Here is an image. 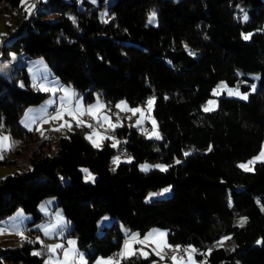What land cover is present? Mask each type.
Returning a JSON list of instances; mask_svg holds the SVG:
<instances>
[{"label":"trees","instance_id":"obj_1","mask_svg":"<svg viewBox=\"0 0 264 264\" xmlns=\"http://www.w3.org/2000/svg\"><path fill=\"white\" fill-rule=\"evenodd\" d=\"M18 1L0 0L17 16L2 56H41L83 103L97 93L110 108L119 98L137 105L153 93L160 138H145L144 127L131 124L116 147L108 138L95 147L84 135L89 127L77 124L56 140L42 136L20 172L0 178V220L17 208L31 215L24 227L28 238L0 245V264H43L45 253L32 233L44 219L37 205L48 196L56 197L65 232L88 264L117 253L121 227L142 234L151 226L165 229L167 243L197 249L193 254L204 255L206 264H264V160L251 171L236 164L264 140V0H46L52 10H75L80 1L74 23L46 21L44 12L26 16ZM151 9L155 25L145 23ZM59 31L65 38L55 44ZM237 71L258 74L247 98L221 94L215 108L201 110L213 85L219 79L234 83ZM46 95L29 83L25 62L11 79L0 75V131L29 133L19 116ZM45 140L52 152L43 151ZM123 146L131 160L113 165ZM142 161L163 163L165 170H140ZM81 166L95 174L93 182L83 181ZM163 186H169L168 195L143 201L148 190ZM103 214L113 219L96 234ZM133 252L120 264L159 259Z\"/></svg>","mask_w":264,"mask_h":264},{"label":"rangeland","instance_id":"obj_2","mask_svg":"<svg viewBox=\"0 0 264 264\" xmlns=\"http://www.w3.org/2000/svg\"><path fill=\"white\" fill-rule=\"evenodd\" d=\"M106 3H111L112 0H105ZM2 6V10L0 12V75L3 78L11 79L12 75L15 73L17 66L20 63L25 62L26 64V70L28 73L29 83L31 86H33L34 89L46 92L47 95L44 97L42 101L38 103V105L42 106L45 110L48 109L49 106L53 104V102L56 101V105L60 107L64 115L60 119L52 120L49 118L46 119H35L31 116H28V108H26L25 112L22 114L21 119L25 120V122H32L31 124L38 121V127L43 128L46 127L48 132H54L52 136L44 135L42 133V136H44L46 139L50 138L52 140H56L59 136L66 135L67 131L69 130L68 126L61 127L62 124H65L67 122L68 124L72 125L77 124L76 120L72 119L70 116L67 115V110L71 109L70 102L69 101H76L79 100L81 105L88 106V105H97V102L99 101L100 104H103L105 107L100 109H94V111L101 116V120L99 123L95 119H93L92 116H90V121H87L86 116H82L81 119H83L84 123L86 125H91L85 132V137H91L90 142L93 144L95 142L96 144L101 145V142L103 138L107 137L109 139V144L112 146L114 143L117 144L118 137L121 132H123L122 129L127 128V124H131L137 128H143V135L145 138L148 139H157L156 137L159 136V132L157 130L156 120L154 116L152 115V107L153 102L151 106H149L148 101L151 98L152 101L154 100V95L151 93L142 104L137 105H129L124 98H119L114 101L112 107L110 108L97 93H94V98L90 102H87L83 104L82 98L80 95H74V92L70 85L66 84H60L58 81V78L51 73L50 67L48 63L41 57V56H35L31 58H26L25 55L22 52L14 53V52H8L6 56H2L1 54V45H7L11 40V35L15 31L17 23H16V14L14 11H8V7L4 2H0V7ZM18 6L20 7V11L24 12V14L27 16L30 13H33L35 15H38L40 12H44L41 16L44 20L52 22L56 21L60 17H63L67 20H70L71 22H75V19L77 17L76 11H78L80 6V1L77 2L76 11L74 9L69 10H52L49 8L48 3L46 0H26V2L22 3V0L18 1ZM22 15V13H21ZM244 14L242 16V19H244ZM146 24L149 25H155V11L154 9H151L147 15L146 18ZM64 34L59 31L54 37L53 42L57 44L60 40L64 39ZM258 79V74L256 72H240L237 71V78L234 81V83L229 84L223 79H219L211 88L210 90V96L207 97V99L203 102L201 105V110L205 111V107H209L211 109L215 108L216 106V98L223 94L225 96L234 97L238 99H245L242 98V96L246 95V98L250 92L254 90L253 85L256 86ZM17 84L21 86V81L17 79ZM226 86V87H225ZM244 86V87H242ZM49 89V90H44ZM51 89H55V91H52ZM63 89H67L68 93L66 94ZM233 89L237 90L241 95H229L228 90ZM215 90V91H214ZM212 101L211 104L208 102ZM121 102H124L123 105H121V108H117V104H121ZM64 104V105H63ZM35 105V104H34ZM72 106V108H73ZM126 106V107H125ZM131 108H139L142 110L141 112H137L135 115L128 111L127 109ZM56 114V113H55ZM54 116V115H53ZM103 117H108V120H104ZM27 118V119H26ZM92 120V122H91ZM139 121V123H137ZM36 123V124H37ZM119 124L118 127H115L114 129L110 126L111 124ZM125 125H122V124ZM70 127V129H71ZM56 129H59L58 131ZM31 130V127L28 129ZM109 130H113L114 134L110 135ZM35 135L33 133L26 134V137L28 139L30 138H39L41 133L40 130H35ZM106 133V134H105ZM2 131H0V136H2ZM88 139V138H87ZM89 140V139H88ZM46 142V140H45ZM94 145V144H93ZM264 150V140L261 142L259 150L248 157L245 160L238 161L236 164L237 166L239 164H247L248 161L253 160L255 157L259 156L260 153ZM44 152H52L53 149L49 147L48 142L44 144L43 147ZM1 160L3 159V154L0 153ZM118 157V162H128L130 155H122L119 153H114L111 162L113 165L116 163H113V158ZM264 158L257 161H262ZM253 162V163H254ZM24 162L21 159L18 160H5V162H0V178L5 175H17L20 172V165H22ZM253 163L251 165H248L251 169L253 168ZM20 164V165H19ZM142 165H149L150 168H156L160 169L158 167H155L156 165H164L160 162H146L142 161L138 163V167L140 170H142ZM240 168V167H239ZM147 169V170H148ZM242 169V168H241ZM80 170L82 171V179L85 183H91L94 180L95 174L91 172L87 167L81 166ZM87 170V171H85ZM161 170V169H160ZM244 170V169H242ZM167 189V191H165ZM170 193L169 186H163L155 190H148L144 196L143 201H149L154 198H160L168 195ZM57 199L55 196H48L45 197L44 200L40 202L39 205H37V209L39 210L40 214L44 216L43 222H40L36 224L35 227H37L38 231L33 232V240L37 241L38 243L42 244L40 248H46V252L44 254L43 258V264H65V256H64V249H70L71 255L67 261V264H88L87 259L85 257V252L83 249L77 248L76 243L69 244V241H74L75 238L71 234H66V230L69 229V227H66L65 222H67L62 209L59 205L56 204ZM31 215L28 212H24L20 208L15 209L9 216L6 218L0 220V229H3L2 232H0V245L1 246H14L18 244L22 239L28 238L30 235L28 230H25L26 220L30 219ZM110 216L107 214L101 215L97 221H96V234L100 233L101 227L104 225L109 224V222L112 220ZM49 229V235H45L44 229ZM122 233L124 235V238H128L126 240L130 239L131 234H137L140 239H143V237L149 233H152L153 231L157 233H164L166 235V231L164 228L158 227V226H151L148 229H146L142 234H139L137 230H128L125 227H121ZM123 238V239H124ZM154 239L160 240L163 239V241L166 242V236L163 238L159 236H155ZM124 240V241H126ZM122 243V251L124 250L125 244ZM54 244H60L62 245V248L56 249L54 252L49 251V245ZM120 244V245H121ZM167 245L173 246V244H169L166 242ZM190 245L185 246V248H188ZM192 247V246H191ZM170 247H160L158 248L155 243L152 242H146L144 244H140L138 242H133L131 244L132 251H137L141 256L148 255L149 252L155 254L159 259H152L148 262V264H174L172 260V256L167 257L166 254L163 252L165 249ZM193 248V247H192ZM118 253V256H116L115 253V259H112L109 256H96L90 264H106V262H116V264H120L121 258H124L125 256H121V251L119 248L116 250ZM32 252H38V248L32 249ZM41 252V250H40ZM43 253V252H41ZM143 253V254H141ZM83 257V260L80 259V257ZM177 257L182 258L180 261V264H188V254L184 252L182 255H175ZM166 257L168 260H163L162 258ZM192 259L195 262V264H206V259L204 255H201L200 257H196L192 253ZM4 264H19V263H11L8 261L3 260Z\"/></svg>","mask_w":264,"mask_h":264},{"label":"snow or ice","instance_id":"obj_3","mask_svg":"<svg viewBox=\"0 0 264 264\" xmlns=\"http://www.w3.org/2000/svg\"><path fill=\"white\" fill-rule=\"evenodd\" d=\"M24 2H26V0H22V3H24ZM245 19H247V17H245ZM244 39H249V36H247V35L244 36ZM190 54H192V53H190ZM254 87L255 86L253 85V88ZM44 90L47 91L49 89H44ZM51 90L52 91H55V89H51ZM63 91H65L66 94L68 93V90L67 89H63ZM228 92H229V95H234V94L235 95H241L237 90H233V89H229ZM242 98H245L246 99V95L242 96ZM152 102L153 101L150 98L149 101H148L149 106H151ZM123 103L124 102H121V104H117L116 107L117 108H121V105H123ZM208 103L211 104L212 101H209ZM82 107L83 106L81 105L80 101L77 100L76 101L75 109H68L67 110V115L70 116L72 119L76 120V123H77V126L78 127L79 126L91 127V125H86L84 123V121L80 118V117H82L84 115L92 116L93 119H95L97 121V123L100 122L101 116L98 115L94 111V109H97V108L102 109V108H104L105 106L103 104H100L99 101H98L97 102V105H88L87 108L86 109H83V110H82ZM127 110L128 111H131L134 115L137 112H141L142 113V110L139 109V108H131V109H127ZM204 110L205 111H211L212 109L209 108V107H205ZM63 115H64V113L61 110H57L56 114L54 116H51L50 119H52V120L60 119V118L63 117ZM103 119L104 120H108L109 118L108 117H103ZM137 123H139V121H137ZM64 126H68L69 129L71 127V125L68 124L67 122H65V124H62L61 125V127H64ZM110 126L114 129L115 127H118L119 124L118 123L117 124H111ZM56 130L58 131L59 129H56ZM86 138L91 139L90 136L89 137H86ZM156 138L159 139V136H157ZM8 139H9L8 137L0 136V149H4L6 147L5 146V141H7ZM93 144H94L95 147H99V144H96L95 142H93ZM112 146L113 147H116V144L114 143ZM7 147H10V145H8ZM185 155H188V153H185ZM0 158H2V157H0ZM262 158H264V150H262V152L260 153L259 156L255 157L253 160L248 161L247 164H243L242 163V164H239L238 167L244 169L245 171H251L252 169L250 167H248V165H251L255 160H260ZM118 159H119L118 157H114L113 158V163H117ZM130 160H131V157H129V161ZM176 162L179 163V161H176ZM149 167H151V166H149V165H142L141 166L142 170H145V171H147V169ZM155 167L160 168L162 171L165 170V166L164 165H156ZM113 170H115V169H113ZM85 171H87V170H85ZM165 191H167V189ZM244 220H246V218H242L241 226H243V221ZM2 231H3V229H0V232H2ZM44 231H45V235H49V229L48 228H45ZM155 236H159V237L163 238L165 236V234L164 233H157V232L153 231L152 233H149V234L145 235L143 237V239H140L137 234H131L130 239L125 241V245H124L125 251H122L120 253V255L121 256H125V255H132V254H134V252L131 249V244L133 242H138L140 244H144L146 242H152V243H155L158 248L165 247V246L172 247L170 245H167L166 242L163 241V239H160V240L154 239ZM225 239H228V237L222 238V240L219 241L218 243H221L222 244L223 240H225ZM68 243L69 244H74L75 242L74 241H69ZM258 243H259V241H258ZM48 247H49V251L54 252L56 249L62 248V245H60V244H54V245H49ZM179 248H180L179 245L175 246V249L176 250H178ZM71 251L72 250H70V249H64L65 264H67V261H68L70 255H71ZM184 251H185V253L188 254V264H195V262L192 259V253L197 252V249L192 248L191 246H189L188 248H185ZM141 254H143V253H141ZM80 259L83 260V257L81 256ZM172 260H173L174 264H180V261L182 260V258L173 255L172 256ZM106 264H116V262H106Z\"/></svg>","mask_w":264,"mask_h":264},{"label":"crops","instance_id":"obj_4","mask_svg":"<svg viewBox=\"0 0 264 264\" xmlns=\"http://www.w3.org/2000/svg\"><path fill=\"white\" fill-rule=\"evenodd\" d=\"M73 92H74V95L76 94V90L75 89H72ZM70 102V106H71V109H75V101H69ZM85 104V103H83ZM64 105V104H63ZM43 106V105H42ZM42 106L38 105V104H35V105H28L26 106L21 115L19 116V119H18V122L19 124L26 130L29 129V127H31V130L29 131V134L33 133L35 135L37 129L40 130V137L39 138H30L28 139V137H26V134L21 136V137H13V136H9L6 132L2 131V136H5V137H8L9 139L7 141H5V148L4 149H0V153L3 154V158L4 159H7V160H18V159H21L23 160L24 163H28V159H29V156H30V153L32 151V149L34 148V146L36 145L37 141H39L41 138H42V133L45 135V131H43L44 129H47L46 127H43V128H37L38 127V121H36L35 123L31 124L32 122H25V120L21 119V116L22 114L25 112L26 108H28V116H31L35 119H46V118H49L53 115H55V113L57 112V109H60V107H58L56 105V101L53 102V104L51 106L48 107L47 110H45ZM73 106V108H72ZM87 106H84L82 107V110L83 109H86ZM82 118V117H80ZM27 119V118H26ZM83 120V119H82ZM37 123V124H36ZM124 125V123L122 124ZM123 132L120 133L119 137H118V142L125 139V136L127 134L126 129H122ZM106 134V133H105ZM107 138V137H105ZM104 139V138H103ZM90 141V139H89ZM8 145H10V147H7ZM44 200V199H42ZM41 200V201H42ZM40 201V202H41ZM40 202L38 203V205L40 204ZM43 222V221H42ZM65 225H67V222H65ZM125 240L128 239V238H124ZM123 241V244H125V241ZM122 243V242H121ZM42 245V244H41ZM124 246V245H123ZM122 244L119 246V250L122 252ZM124 248V247H123ZM125 250V248H124ZM116 256H118V253H116ZM110 257V256H109Z\"/></svg>","mask_w":264,"mask_h":264},{"label":"built area","instance_id":"obj_5","mask_svg":"<svg viewBox=\"0 0 264 264\" xmlns=\"http://www.w3.org/2000/svg\"><path fill=\"white\" fill-rule=\"evenodd\" d=\"M86 116V118H90V116L89 115H85ZM91 122H92V120H91ZM43 131H45V136H46V131H49L48 129H44ZM109 132H110V135H112V134H114V131L113 130H109ZM119 153L120 154H130V152L129 151H124V146L123 147H120V149H119ZM122 240H125V239H122ZM40 250H41V252H43V253H45L46 252V248H40ZM164 253H166V254H168L169 256H172V255H182V254H179V253H177V252H169V251H163ZM109 256L112 258V259H114L115 257H114V253H113V251L109 254Z\"/></svg>","mask_w":264,"mask_h":264},{"label":"bare ground","instance_id":"obj_6","mask_svg":"<svg viewBox=\"0 0 264 264\" xmlns=\"http://www.w3.org/2000/svg\"><path fill=\"white\" fill-rule=\"evenodd\" d=\"M85 119H87V121H90V119L89 118H85ZM50 131V130H49ZM54 134V132H48V131H46V135H48V136H52ZM124 151H127V150H125V148H124ZM122 155H128V154H122ZM184 249H185V247L184 246H180V248L178 249V250H176L175 249V246H172V247H170V248H167V249H165L166 251H169V252H177V253H179V254H184ZM166 254V253H165ZM166 256L167 257H169V255L168 254H166ZM114 257H115V254H114ZM115 259V258H114Z\"/></svg>","mask_w":264,"mask_h":264}]
</instances>
